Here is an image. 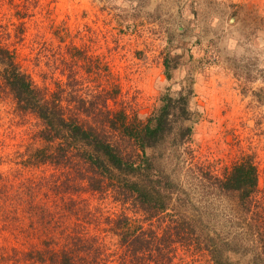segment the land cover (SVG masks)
<instances>
[{"label": "rangeland", "instance_id": "obj_1", "mask_svg": "<svg viewBox=\"0 0 264 264\" xmlns=\"http://www.w3.org/2000/svg\"><path fill=\"white\" fill-rule=\"evenodd\" d=\"M0 44L39 86L64 88L71 70L85 96L116 85L107 106L142 119L164 94H188L186 115L175 111L174 134L153 151L159 169L177 185L178 209L199 221L200 239L209 233L227 242L224 256L238 264H264V0H0ZM40 128L0 83V184H8L0 193V264H41L28 260L30 236L14 225H29L18 196H37L53 210L64 193L87 211L79 212V230L101 243L98 264H135L122 255L105 217L124 210L157 229L168 214L149 223L129 202L88 190L74 170L28 164L27 155L43 145ZM244 156L256 166L258 185L240 206L215 181ZM63 180L70 189L62 193ZM166 264L211 260L201 249L177 245Z\"/></svg>", "mask_w": 264, "mask_h": 264}, {"label": "trees", "instance_id": "obj_2", "mask_svg": "<svg viewBox=\"0 0 264 264\" xmlns=\"http://www.w3.org/2000/svg\"><path fill=\"white\" fill-rule=\"evenodd\" d=\"M76 51L78 58L83 59L81 51L77 48ZM164 66L169 80V64L165 62ZM72 73L70 70L65 76L64 88L62 82H55L57 88L49 91L46 85L35 83L16 61L14 53L0 44V83L12 96L17 109L32 113L41 122L38 138L43 145L27 155L28 164H48L65 173L74 170L88 190L108 191L120 203L129 202L145 213L144 219L149 223L160 215L165 220L167 213L168 218L158 230L152 225L145 227L124 210L105 217L104 222L117 237L122 255H127L132 263L166 264L179 245L205 251L211 264H238L224 256L227 242L221 244L209 233L200 239L196 232L199 221L178 209L174 198L177 185L159 169L153 152L174 134L175 111L180 109L186 115L188 94L177 99L164 94L161 105L142 119L138 113L129 115L122 108L107 106V100L114 98L116 85L85 96ZM185 132L188 134L190 128ZM65 183V180L59 183L63 190L57 184L53 187L58 186L62 193L69 191ZM215 184L224 194H236L240 206L248 204L257 190L256 166L244 156L222 178L216 179ZM7 186L1 183L0 193ZM64 194L59 206L53 204V210L49 204L42 208L37 196L31 197L33 200L18 196V206L25 208V213L30 212L26 217L28 226L14 224L18 226L16 229L21 226L29 229L21 230L30 236L29 248L24 253L32 263L98 264L103 254L101 243L79 230L82 209L74 208V201ZM12 224L8 220L7 225ZM102 260L108 262L105 256Z\"/></svg>", "mask_w": 264, "mask_h": 264}]
</instances>
